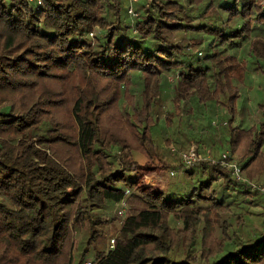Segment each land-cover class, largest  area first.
I'll use <instances>...</instances> for the list:
<instances>
[{
  "label": "trees",
  "instance_id": "obj_1",
  "mask_svg": "<svg viewBox=\"0 0 264 264\" xmlns=\"http://www.w3.org/2000/svg\"><path fill=\"white\" fill-rule=\"evenodd\" d=\"M127 2L0 0V264H264V197L223 156L168 175L191 141L264 181V104L237 121L264 0Z\"/></svg>",
  "mask_w": 264,
  "mask_h": 264
},
{
  "label": "rangeland",
  "instance_id": "obj_2",
  "mask_svg": "<svg viewBox=\"0 0 264 264\" xmlns=\"http://www.w3.org/2000/svg\"><path fill=\"white\" fill-rule=\"evenodd\" d=\"M143 2V0H139L138 1V4L140 3H142ZM127 4H128V2H127ZM252 87V86H251ZM250 87V89H249V91H250V100H251V102H250V106L251 107H253V104L255 103V101H258V96L259 95H257V93H256V89H257V86H256V84L251 88ZM264 97V95H262L261 96V98H263ZM260 99V98H259ZM261 102H263V104H264V101H262V100H260ZM255 110V109H254ZM255 113H257L256 111H255ZM257 115L259 116V113H257ZM212 123H214V124H219V127H217V129H221L223 126L225 127V124H224V122H222V121H219V120H215V121H213ZM207 134V133H206ZM183 140L184 141H186L187 140V138H185V137H183ZM181 142H182V138H181V140H180ZM187 142V141H186ZM173 143V142H172ZM187 143H189V148H192V147H194L195 148V143H191V141H188ZM172 147H175V148H177V146L175 145V144H172L171 145V148ZM188 148V149H189ZM208 148V149H207ZM196 149V148H195ZM197 150H199V149H197ZM212 150V149H211ZM210 149H209V147H206V148H201L198 152H199V154L201 155V156H203L204 158H210V159H214V158H217L218 159V157H215L210 151H211ZM186 151V150H185ZM185 151H183V152H185ZM207 151V152H206ZM228 153L229 155H231V158H232V161L233 162H236L237 164H239V160L237 159V157H236V155H234L229 149H226V148H224V149H222V150H220V153H223V155L225 154V153ZM202 153H206V155H204V154H202ZM209 155H208V154ZM215 155H217V154H215ZM220 157H222V156H220ZM138 160H139V162H143V161H145V158L143 157V156H139L138 157ZM174 163H176V161H174ZM178 164V163H177ZM240 165V164H239ZM241 166V165H240ZM170 169H173V170H179V171H181V169H182V166H178V167H172V168H170ZM169 169V170H170ZM168 171V170H167ZM167 171L165 170V169H163V168H158V169H156L155 171H153V172H149V173H147V174H143V175H141L140 177H139V180H138V182H139V186L141 187H144V188H147V187H158V186H165V183H166V181H167V179H165L166 178V175H167ZM182 177H183V175H180V176H176V177H174L172 180L170 179V182L169 183H172V182H174V181H178V180H181L182 179ZM245 177V176H244ZM247 179V178H246ZM251 181H253V180H251ZM253 182H257V183H264V181H257V180H254ZM168 183V184H169ZM128 212V211H127ZM108 219H109V221L111 220V219H113L114 218V221L113 222H110V223H108V224H106V226H105V229H104V231H106V233H107V236L108 237H110V236H112L113 235V233H114V231L115 230H117L118 228H119V226H120V223H121V219L118 217L117 218V216H115V214L113 213V214H111V215H109L108 217H107ZM108 245V240H104L103 242H101L100 243V247H106Z\"/></svg>",
  "mask_w": 264,
  "mask_h": 264
},
{
  "label": "built area",
  "instance_id": "obj_3",
  "mask_svg": "<svg viewBox=\"0 0 264 264\" xmlns=\"http://www.w3.org/2000/svg\"><path fill=\"white\" fill-rule=\"evenodd\" d=\"M27 1L35 2L37 4H41L42 2V0H27ZM138 1L139 0H128L130 4L128 7V12L130 14L134 15V8L132 5L134 3H137ZM262 7L264 8V3L262 4ZM181 156H182V161H183V166H182L181 171L172 169L168 172L169 176L173 177V176L178 175L179 173H183L186 169L193 167L195 164L203 160L202 156L199 153H197L194 148H191L186 152H182ZM222 159L225 162V164L228 165L232 169V174L236 180L245 182L252 191L259 192L264 197V183H257V182H253L251 180L246 179L243 176L241 166L237 164L236 162H233L231 155H229L228 153H225ZM126 194H129V191H127ZM116 211L119 216L121 217L126 216L127 211H128V205H127L126 200H122L121 202L116 203ZM111 243H114V240H112Z\"/></svg>",
  "mask_w": 264,
  "mask_h": 264
},
{
  "label": "crops",
  "instance_id": "obj_4",
  "mask_svg": "<svg viewBox=\"0 0 264 264\" xmlns=\"http://www.w3.org/2000/svg\"><path fill=\"white\" fill-rule=\"evenodd\" d=\"M256 93H257V95H259L258 97L260 98H258V101H255V103L253 104V107H251L250 106V102H251V98H250V91L248 90V94H247V96H248V98H249V100H248V102H246V104H245V107L243 106V108L241 109V112L243 113V119L240 117V116H238V118H237V121L240 123L242 120H243V125H252L253 124V118L254 119H257V116L258 115H255V108L257 107V103H263V102H261L260 100H262V101H264V97L263 98H261V96L262 95H264V89H259V88H257L256 89ZM247 113H253L252 114V116L250 117V115L249 114H247ZM225 153V152H224ZM217 157H220V156H223V153H218L217 155H216ZM215 156V157H216Z\"/></svg>",
  "mask_w": 264,
  "mask_h": 264
}]
</instances>
